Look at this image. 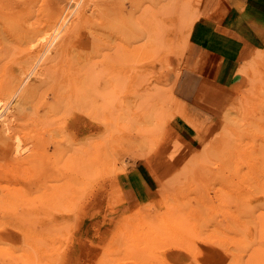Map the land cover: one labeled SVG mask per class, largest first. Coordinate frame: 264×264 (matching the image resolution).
Masks as SVG:
<instances>
[{"label":"rangeland","instance_id":"1","mask_svg":"<svg viewBox=\"0 0 264 264\" xmlns=\"http://www.w3.org/2000/svg\"><path fill=\"white\" fill-rule=\"evenodd\" d=\"M219 4L229 7L0 0V84L11 97L0 96V111L21 104L8 116L19 132L7 146L22 149L0 145V162L14 168L21 154L38 173L27 183V220L9 227L0 215V237L14 241L0 248V264H264V50L228 86L198 72L191 37L198 23L223 16ZM149 40L159 50L131 56ZM136 65L143 71L131 77ZM9 183L2 169L0 188Z\"/></svg>","mask_w":264,"mask_h":264},{"label":"crops","instance_id":"2","mask_svg":"<svg viewBox=\"0 0 264 264\" xmlns=\"http://www.w3.org/2000/svg\"><path fill=\"white\" fill-rule=\"evenodd\" d=\"M228 1L229 7H216L226 9L218 21L210 18L198 23L191 37L198 72L224 86L235 81L242 64L264 50V0ZM186 70L184 75L189 79L190 66ZM206 89L203 84L200 90Z\"/></svg>","mask_w":264,"mask_h":264},{"label":"bare ground","instance_id":"3","mask_svg":"<svg viewBox=\"0 0 264 264\" xmlns=\"http://www.w3.org/2000/svg\"><path fill=\"white\" fill-rule=\"evenodd\" d=\"M152 31V30H151ZM151 34L152 35H154V33H152L151 32ZM134 45V44H133ZM132 45V46H133ZM129 46H131V44L130 45H128L127 47L129 48V51H131L130 49H132V47L130 48ZM136 46V47H135ZM134 48H133V50L131 51V52H133L132 54H131V56H135V57H137V54H140V53H142V52H144V51H148L150 54H151V52H152V50H154L155 52H156V49L157 50H159V47H158V44H152V42L149 40L148 41V43H143L141 46H138V44L137 45H134L133 46ZM57 48H58V46H57ZM57 50V49H56ZM47 51V50H46ZM48 51H49V49H48ZM47 51V52H48ZM128 53V55L127 56H129L130 54H129V52H127ZM157 53H158V51H157ZM258 53H260V52H258ZM46 55V54H45ZM48 55V54H47ZM126 56V57H127ZM260 56V55H259ZM256 57L257 59L259 58H261L262 57V55H261V57ZM33 57V56H32ZM39 57H41V56H39ZM126 57H124L123 59L126 61V63H127V60L125 59ZM29 58L31 59V56H29V57H27V60L28 61H30L29 60ZM36 57H34V59H35ZM41 58H43V57H41ZM44 58H46V57H44ZM128 58V57H127ZM33 59V58H32ZM39 59V58H38ZM48 59V58H47ZM46 59V60H47ZM54 59H56V58H53V60ZM128 59H130V57L128 58ZM26 60V59H25ZM36 61H37V58L35 59ZM34 60V61H35ZM39 60H41V59H39ZM39 60L37 61V62H39ZM50 60V59H49ZM131 60V59H130ZM130 60H128V61H130ZM33 61V60H32ZM31 61V62H32ZM45 61V60H44ZM124 61V62H125ZM25 63L24 64H26V61H24ZM30 62V63H31ZM47 62V61H46ZM49 62V61H48ZM55 62H56V60H55ZM54 62V63H55ZM122 62H123V60H122ZM131 62V61H130ZM30 63H29V65H30ZM36 63V62H35ZM45 63V62H44ZM44 63H40V66L42 65V64H44ZM57 63V62H56ZM256 63V62H255ZM27 64H28V62H27ZM26 64V65H27ZM32 64V63H31ZM46 64V63H45ZM44 64V65H45ZM28 65V66H29ZM47 65V64H46ZM46 65H45V68L47 69V67H46ZM49 65V64H48ZM57 65V64H56ZM27 66V67H28ZM31 66V65H30ZM33 66L34 65H32V68H33ZM39 66V65H38ZM50 66V65H49ZM53 66V65H52ZM121 66H123V65H121ZM120 66V67H121ZM126 66V65H125ZM124 66V67H125ZM128 66H130V65H128ZM135 66V65H134ZM18 67H20V65L18 66ZM25 67V66H24ZM42 67H44L43 65L41 66V69H42ZM119 67V68H120ZM254 67V66H253ZM29 68H31V67H29ZM55 68H57V67H55ZM130 68H131V66H130ZM130 68H128L129 70H127L126 68V70H127V72L129 71H131L130 73H129V75L131 76V77H133V76H135V77H140V74L142 73L141 71H143V67H141V66H139V65H136V67H132L133 69L131 70ZM11 69V68H10ZM28 69V68H27ZM40 69V68H39ZM46 69H43V70H46ZM51 70H52V68H50ZM58 69H59V66H58ZM60 69H62V68H60ZM71 69H72V67H71ZM74 69V68H73ZM121 69H123L122 67H121ZM124 69V70H125ZM260 69V68H259ZM24 70H26V68L24 69ZM29 70V69H28ZM34 71H35V69H33ZM37 70V69H36ZM75 70V69H74ZM122 71V72H120L119 74H122L123 72L125 73V71ZM8 71V70H7ZM13 71V70H12ZM16 71V70H15ZM27 71V70H26ZM30 71V70H29ZM41 71V70H40ZM63 71H66V70H64V68H63ZM253 71V70H252ZM43 72V71H42ZM45 72V71H44ZM50 71H48L47 70V73L46 74H48ZM74 72V71H73ZM126 72V73H127ZM241 72H243V70L241 71ZM245 73H246V71H244ZM7 73H9V71L7 72ZM10 73H11V71H10ZM40 73V72H39ZM124 73L122 74V76H124ZM12 74V73H11ZM10 74V75H11ZM19 74V73H18ZM28 74V73H27ZM30 74H32V76L34 75L33 73H32V71H31V73ZM46 74H44V75H46ZM77 74V73H76ZM128 74V73H127ZM178 74V73H177ZM251 74V73H250ZM9 75V74H8ZM43 75V76H44ZM246 75H248V73H246ZM14 76V75H13ZM41 76V73H40V75H39V77ZM53 76V75H52ZM9 78H11L10 76H8ZM30 77V76H29ZM38 77V76H37ZM36 76H35V79L37 78ZM46 77V76H45ZM45 77H43V78H45ZM48 77V76H47ZM50 77V76H49ZM125 77V76H124ZM131 77H129V78H131ZM251 77V76H250ZM27 78H28V76H27ZM41 78H42V76H41ZM42 78V80L41 81H43L44 79ZM75 78V77H74ZM119 78V77H118ZM253 77H251L250 79H252ZM23 79H24V77H23ZM22 79V80H23ZM35 79H34V81H35ZM70 79H71V77H70ZM127 79H128V76H127ZM256 79V78H255ZM264 79V78H263ZM16 80V79H15ZM18 80H20V79H18ZM18 80H16V83L18 82ZM29 80V79H28ZM37 80V79H36ZM47 79H45V81H46ZM51 80V79H50ZM130 80V79H129ZM6 81H8V83H9V80H6ZM34 81H31L32 83L34 82ZM40 81V82H41ZM14 82V81H13ZM25 82V81H24ZM27 82V81H26ZM49 82V81H48ZM120 82V81H119ZM257 82V81H256ZM255 82V83H256ZM262 82V81H261ZM19 83H20V81H19ZM37 83V82H36ZM254 83V80L252 81V88H254L253 87V85H255V84H253ZM14 84V83H13ZM22 84V83H21ZM23 84H25V83H23ZM22 84V85H23ZM38 84H39V82L37 83V86H38ZM42 84V83H41ZM40 84V85H41ZM122 84V83H121ZM124 84V83H123ZM259 84H261V83H259ZM20 85V84H19ZM28 85L30 86L31 85V83H28ZM54 85V84H53ZM15 86H17V85H15ZM25 86V85H24ZM44 86V85H43ZM260 86V85H259ZM261 86H263V84L261 85ZM31 87V86H30ZM29 87V88H30ZM35 88H36V86H34ZM38 87H40V86H38ZM54 87V86H53ZM256 87V86H255ZM10 88H11V85H10ZM23 88V87H22ZM34 88V90H36ZM172 88V87H171ZM245 88H247V86L245 87ZM260 88V87H259ZM8 89H9V86L7 85V83H4V84H0V96L1 95H8L7 97L9 98V93H7L8 92ZM12 89V88H11ZM15 89L16 90H18L16 87H14V93H15ZM21 89V88H20ZM19 89V90H20ZM25 89H27V88H25ZM25 89H24V91H25ZM31 89V88H30ZM39 89H41V87L39 88ZM249 89V88H248ZM248 89H247V91H248ZM256 89V88H255ZM37 90H38V88H37ZM36 90V91H37ZM21 91H22V89H21ZM27 91H31V90H27ZM35 91V92H36ZM47 91V90H46ZM252 91H253V89H252ZM252 91H251V95H252ZM263 91V90H262ZM12 90H11V96H12ZM40 92V91H39ZM33 93V95L35 94L34 92H32ZM41 93V92H40ZM47 93V92H46ZM20 94H21V92H20ZM24 94V95H23ZM106 94V93H105ZM14 95V94H13ZM17 95V94H16ZM22 95L23 96H25V93H23L22 92ZM39 95V94H38ZM44 95V94H43ZM142 95H143V93H142ZM145 95V94H144ZM144 95H143V97H144ZM256 95V94H255ZM15 96V95H14ZM29 96L30 97H33V96H31V94H29ZM35 96H37L36 94H35ZM34 96V97H35ZM47 96V95H46ZM242 96V95H241ZM260 96V95H259ZM262 96H264L263 94H262ZM13 97V96H12ZM18 97V96H17ZM142 97V98H143ZM11 98V97H10ZM9 98V99H10ZM23 98V97H22ZM26 98H27V96H26ZM26 98H25V100H26ZM74 98V97H73ZM122 98V97H121ZM240 98V97H239ZM254 98V97H253ZM261 98V97H260ZM259 98V99H260ZM28 99V98H27ZM30 99V98H29ZM35 99V98H34ZM39 99V98H38ZM263 98H261V100H262ZM24 100V99H23ZM31 100V99H30ZM73 100H75V99H73ZM123 100V99H122ZM250 100V99H249ZM11 101H13V100H11ZM16 101V100H15ZM18 101H19V99H18ZM32 101H33V99H32ZM32 101H31V105H32ZM35 101V100H34ZM38 101H40V99L38 100ZM234 101V100H233ZM264 101V100H263ZM9 102H10V100H9ZM17 102V101H16ZM19 102H22V100L21 101H19ZM27 103H29V101L27 100L26 101ZM36 102V101H35ZM34 102V103H35ZM250 102V101H249ZM252 102V101H251ZM15 103V102H14ZM23 103V102H22ZM26 103V104H27ZM46 103V102H45ZM253 103V102H252ZM264 103V102H263ZM20 103H17V104H11L12 106H14L15 108V110H14V112L13 113H11V112H8V110L7 109H4L3 111H0V145H2V144H4L3 146H7V144H11L10 143V141H13V140H11V138H13V137H11V134H13L14 132H16V130H17V132H19V130L18 129H16V128H19V127H16L15 129H12L11 128V125L9 124V123H7V121L9 120L8 119V116L10 115V116H14L15 114H17V111H18V109H17V107H18V105H19ZM42 104H44V103H42ZM41 104V105H42ZM255 104V103H254ZM10 105V104H9ZM10 105V106H11ZM21 105V104H20ZM28 105H30V103L28 104ZM27 105V106H28ZM2 105H1V101H0V107H1ZM8 106V105H7ZM47 106H48V104H47ZM247 106V105H246ZM24 108H26V105L25 106H23ZM39 107V106H38ZM233 107V106H232ZM260 107V106H259ZM23 108V109H24ZM28 108H31L30 106H28L27 107V111H28V113H29V110H28ZM1 109V108H0ZM39 109H40V107H39ZM38 108H37V110H39ZM13 110V109H12ZM32 110H34L33 108H32ZM104 110V109H103ZM107 110V109H106ZM229 110V109H228ZM105 111V110H104ZM109 111V110H108ZM18 112H20V111H18ZM24 112V111H23ZM34 111H32V113H33ZM91 112H92V110H91ZM22 113V112H21ZM26 113V112H25ZM32 113H30L29 115L31 116V120H32V117L34 116H32ZM44 113V112H43ZM43 113H42V115H43ZM25 115V114H24ZM28 114L26 113V118H28V116H27ZM22 116V115H21ZM21 116H20V118H21ZM44 116V115H43ZM45 116H46V114H45ZM36 117V116H35ZM38 117H39V115H38ZM100 117H101V114H100ZM99 117V118H100ZM13 118V117H12ZM22 118H23V116H22ZM26 118H23L24 120V122L22 121V119H20L19 121H21V123L23 124V123H25L26 122ZM34 118V117H33ZM37 119H39V118H37ZM13 120V119H12ZM15 120H16V118H15ZM17 120H18V118H17ZM36 120V119H35ZM9 121H11V120H9ZM38 121H42V119L41 120H38ZM30 123H32V121L30 122ZM33 123H34V120H33ZM36 123V122H35ZM44 123V122H43ZM13 125H16V123L15 124H13ZM103 125V124H102ZM108 125V124H107ZM17 126V125H16ZM32 126V125H31ZM28 127V128H26V131H28L27 133L29 134L30 132H29V130L31 131V129H29V128H32V127ZM38 126V125H37ZM43 126V125H42ZM21 127V126H20ZM26 127H27V125H26ZM45 127V126H44ZM29 129V130H28ZM34 129V128H33ZM38 129H39V127H38ZM41 129V128H40ZM39 129V130H40ZM39 130H37V131H39ZM44 130V129H43ZM42 130V133L44 134V131ZM16 132V133H17ZM32 132V131H31ZM34 132V131H33ZM21 133V132H20ZM23 133H25V132H23ZM23 135V136H22ZM21 136L22 137H24L25 135L24 134H22ZM30 135V134H29ZM37 135V134H36ZM34 136V135H33ZM20 137V136H19ZM18 137V138H19ZM45 137V136H44ZM44 137H42L43 139H44ZM15 138V137H14ZM32 138V137H31ZM35 139V142H37V143H35V145H37L38 144V142L40 143V141H36V137H34ZM38 138H40V137H38ZM41 138V139H42ZM21 139V138H20ZM40 139V140H41ZM26 141V139L23 141V142H25ZM19 143V142H18ZM30 143H33L32 141L30 142ZM41 143H42V140H41ZM41 143L39 144L40 146H42L41 145ZM44 143V142H43ZM25 144H27V141L25 142ZM24 144V145H25ZM15 145H16V143H15ZM18 145V144H17ZM33 145V144H32ZM11 146V147H10ZM27 146V145H26ZM25 146V147H26ZM30 147V146H29ZM32 147V146H31ZM30 147V148H31ZM1 148V147H0ZM7 148H11V150H13V152L15 153V149L14 148H12V145H8L7 146ZM17 148H19V147H17ZM23 148V147H22ZM34 148H35V146H33V149H32V154L33 155H31L30 154V152H29V154H27V156L26 157H29V156H34L35 155V158H37V156H36V154H37V152L35 153V151L37 150L36 148V150H34ZM38 148V150H39V148L40 147H37ZM5 149V148H4ZM3 149V150H4ZM17 150H19V149H17ZM16 150V151H17ZM28 151L29 150H31V149H27ZM33 150H34V152H33ZM37 150V151H38ZM21 151H22V149H21ZM21 151L19 150V152L16 154V155H18L19 153H21ZM24 151V150H23ZM25 151H26V149H25ZM39 151H42L41 149L39 150ZM8 152V151H7ZM9 153V152H8ZM35 153V154H34ZM13 154V153H12ZM11 154V156H13L12 158H14V160H16L17 159V156L16 155H12ZM24 154H25V152H24ZM40 154V153H39ZM7 155V154H6ZM26 155V154H25ZM29 155V156H28ZM14 156H16V158L14 157ZM24 156V155H23ZM10 157V156H9ZM20 157L21 158H23L24 160L23 161H25L26 162V160H27V158H26V160H25V158L24 157H22V155L20 154V156H18V160H16L15 162H14V164H12L13 166H15L14 168H11V169H9L8 168V166L5 164L6 163V161H3L4 162V165L3 164H1V162H0V171L2 170V169H4L5 171H8V176H9V178H11V183H9L8 184V186L5 188V189H1L0 188V192H1V196H0V209L1 210H3V214H1L0 213V215H2V217L3 216H5V217H7V219L9 220H7L8 221V223L10 224L9 225V227H11L12 226V224L14 223V222H12L13 221V218H14V220H16L18 217H22L23 219H24V221H26L27 220V218H28V216H29V214H30V207H29V205L31 204L30 203V196H31V194L29 193V191H28V186H30L29 184H27V183H29V181H31V179H33L34 178V176L35 175H37L38 173L36 172V169H32L31 168V166H29V161H27V163L28 164H25L24 166H22L23 164H24V162L22 161L21 162V160H20ZM10 159V158H9ZM20 160V161H19ZM35 160V159H34ZM11 162V161H10ZM12 162H13V159H12ZM35 162V161H34ZM16 163H18V164H16ZM21 165V166H20ZM26 165H28V166H26ZM34 165V164H33ZM18 166V167H17ZM26 166V167H25ZM31 168V169H30ZM33 177V178H32ZM32 183V182H31ZM30 183V184H31ZM4 217V218H5ZM16 218V219H15ZM7 221H5V223L7 222ZM0 223H1V221H0ZM18 223V222H17ZM19 224V223H18ZM18 224L17 225H15L14 224V226H13V228L14 229H18L19 228V226H18ZM24 224H27L26 222L24 223ZM6 225H7V223H6ZM6 225H4L5 227H6ZM27 225H29V224H27ZM2 226V225H1ZM0 226V227H1ZM18 226V228H16V227ZM9 227H6V228H9ZM28 227V226H27ZM26 227V225H24V227H22L21 226V228L23 229L24 228V231H25V233H29V231H31V229L29 228V227H31L30 225H29V230H28V228ZM4 228V227H3ZM2 228V229H3ZM20 228V230L22 231V229ZM1 231V230H0ZM23 231V232H24ZM2 232V231H1ZM12 233V232H11ZM14 233V232H13ZM5 234H7V233H4V235ZM15 235H14V237L15 236H17V234L16 233H14ZM14 237H13V239H14ZM15 239H16V237H15ZM18 240V239H17ZM13 242L14 241H12V236H11V234H7L6 236H4V238L2 237H0V248H4V247H9V246H12V245H14L13 244ZM17 241L15 240V243H16ZM167 245H169V244H167ZM174 246H177V245H174Z\"/></svg>","mask_w":264,"mask_h":264}]
</instances>
